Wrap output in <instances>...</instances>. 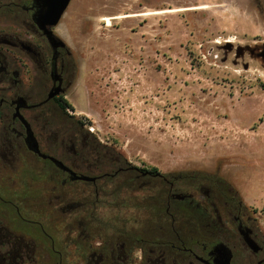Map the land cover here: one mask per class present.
<instances>
[{
    "label": "rangeland",
    "instance_id": "obj_1",
    "mask_svg": "<svg viewBox=\"0 0 264 264\" xmlns=\"http://www.w3.org/2000/svg\"><path fill=\"white\" fill-rule=\"evenodd\" d=\"M195 5L205 7L188 8ZM175 8L185 9L146 14ZM123 14L111 26L103 20ZM55 30L78 66L66 98L85 122L87 140L95 134L111 159L133 166L218 174L242 200L245 218H256L264 242V0H72ZM49 141L56 151V139ZM64 160L73 163L68 151ZM115 167L92 162L89 174ZM32 177L39 178L36 198L44 178L35 171ZM66 189L73 196L65 198L64 220L83 228L80 196ZM33 214L51 226L47 214ZM236 252L250 264L241 242Z\"/></svg>",
    "mask_w": 264,
    "mask_h": 264
},
{
    "label": "flooded vegetation",
    "instance_id": "obj_2",
    "mask_svg": "<svg viewBox=\"0 0 264 264\" xmlns=\"http://www.w3.org/2000/svg\"><path fill=\"white\" fill-rule=\"evenodd\" d=\"M44 8L43 0H0V264H76L75 259L85 264H241L238 242L251 251L250 264H264L260 255L264 242L256 218H245L241 201L237 204L228 198L217 205L209 189L203 190L201 198L196 191L172 195L190 206L213 211L206 217L207 237L93 235L92 204L89 230L83 228L87 235H82L81 225L65 222L66 188L92 192L88 178L96 177L93 183L99 184L112 174H89L92 143L66 98L76 83L78 66L55 30L58 25L52 27L56 41L47 34L48 25L40 26ZM66 101L69 106L65 108ZM50 138L56 139V151L50 148ZM66 151L71 165L64 160ZM33 171L44 178V188L36 198L31 192L39 178L32 177ZM34 208L53 220L51 226L33 217ZM75 231L78 237L71 236ZM65 232L68 237L63 236ZM253 241L260 249L252 247Z\"/></svg>",
    "mask_w": 264,
    "mask_h": 264
},
{
    "label": "trees",
    "instance_id": "obj_3",
    "mask_svg": "<svg viewBox=\"0 0 264 264\" xmlns=\"http://www.w3.org/2000/svg\"><path fill=\"white\" fill-rule=\"evenodd\" d=\"M68 106L66 101L64 107ZM78 123L83 128L85 122L79 119ZM92 141H94L92 142L94 165L116 166L113 171L100 174L110 173L111 177L102 179L99 184H94L92 181V192H79L76 187L71 186L75 188L76 195L80 196V200H77L81 201L78 210L85 213L86 225L83 228L87 231L90 225L89 206L92 204L93 235L130 239L142 236L146 239L169 236L185 239L190 234L194 237H207L210 232L206 217L213 211L200 209L196 205L190 206L188 201L178 200L172 195H185L187 193L182 191L192 187L193 192L196 191L195 193L200 195L204 194L203 190L209 189L211 199L216 200L217 205L222 203L219 201L228 198L234 199L237 204L239 201L242 202L232 186L216 173L188 170L165 174L157 167L149 169L133 166L121 157L111 159L110 148L101 143L93 133ZM145 190L150 192L143 195L140 201L138 191ZM69 193H66L67 197L73 196ZM73 199L72 197L70 201ZM126 203L127 206L124 205ZM102 205L109 208L110 212L107 215L101 216L99 213L98 209ZM139 206L143 207V210L138 209ZM126 209L132 214L127 215ZM140 211L143 212V217H140ZM188 221H192V225H189ZM170 222L173 224L170 225ZM94 228L96 232H93ZM149 233H153V236L149 237Z\"/></svg>",
    "mask_w": 264,
    "mask_h": 264
},
{
    "label": "water",
    "instance_id": "obj_4",
    "mask_svg": "<svg viewBox=\"0 0 264 264\" xmlns=\"http://www.w3.org/2000/svg\"><path fill=\"white\" fill-rule=\"evenodd\" d=\"M44 1V10L40 14V17L38 19V22L40 23V26L42 28L45 27V25L49 26V31L47 34H49L50 38L53 39V41L58 40L56 37H52V27L57 26L63 15L65 14L66 10L68 9L70 3L72 0H43ZM60 45H65V42L60 40ZM53 160H55L53 157H51ZM61 166H64L62 163H60ZM66 170H69L71 173H73L72 170L68 169V167L64 166ZM92 181L96 180V177L88 178ZM177 197H182L181 195H177ZM252 247L256 250L260 249V246L253 241ZM228 264L229 261H228Z\"/></svg>",
    "mask_w": 264,
    "mask_h": 264
},
{
    "label": "bare ground",
    "instance_id": "obj_5",
    "mask_svg": "<svg viewBox=\"0 0 264 264\" xmlns=\"http://www.w3.org/2000/svg\"><path fill=\"white\" fill-rule=\"evenodd\" d=\"M205 6L203 5H195V6H191V7H188L190 9H201V8H204ZM182 9H185V8H175V9H165V10H157V11H152V12H147L146 14H151V13H163V12H169V11H180ZM126 16L125 14L123 15H115V16H108V17H104L103 20L104 21H107L108 22V25L111 26L112 25V20L113 18H118V17H124Z\"/></svg>",
    "mask_w": 264,
    "mask_h": 264
}]
</instances>
